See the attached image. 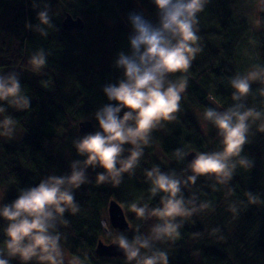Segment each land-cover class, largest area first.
<instances>
[{
    "label": "trees",
    "instance_id": "1",
    "mask_svg": "<svg viewBox=\"0 0 264 264\" xmlns=\"http://www.w3.org/2000/svg\"><path fill=\"white\" fill-rule=\"evenodd\" d=\"M45 4L53 25L45 26L47 36L37 30L38 13L45 10ZM259 10L258 26L253 31L248 21L235 17V0H207L198 13V45L202 50L187 72L169 76L174 82L187 78L176 119L162 121L153 129L138 165L118 178L119 185L111 178L97 184L96 176L103 169L86 170L87 182L74 190L78 211L65 212L67 224L57 225L62 247L92 264H136L124 258H100L95 248L102 237L110 239L109 244L120 238L132 243L140 237L149 239L151 247L141 249L138 259L164 251L168 264H196L197 258L199 264H264V132L258 131L264 119L252 122L250 143L242 153L252 161L250 169L238 166L226 184L212 177H200L194 185L182 184L180 195L191 215L184 216L187 221L178 229L179 235L160 242L144 232L148 231L144 226L151 222L149 213L162 206L164 195L151 193L147 171L159 167L162 173L174 172L183 181L191 175L190 153L222 150L218 130L210 121L204 130L199 113L204 115L208 108L223 112L237 103L264 112V97L260 95L264 83L260 79L251 82L249 95L239 101H233L231 87V80L246 70L239 50L247 36H252L255 44L259 65L255 71L264 72V6ZM130 13L142 14L154 26L159 23L152 0H0V68L20 67L35 78L18 76L24 94L31 99L30 108L16 111L4 104L6 112L0 114L11 117L25 131L18 142L0 136V185L3 181L8 184L2 204L12 202L21 189L37 186L47 176L70 174L71 163L84 159L72 142L84 136L79 133L82 122L91 121L98 130L94 113L109 103L103 87L123 76L116 61L121 52L131 54L129 38L134 33ZM68 14L83 19V31L64 30ZM40 49L47 54V63L34 71L29 60ZM128 148L125 145V157ZM177 149L186 153L183 160L176 157ZM248 192L259 197L255 204L249 202ZM112 199L125 208L131 224V230L119 232L117 238L107 235L103 227ZM132 205L147 206L144 217L137 216ZM5 227L6 222L0 220V249L7 239ZM11 264L21 262L13 258Z\"/></svg>",
    "mask_w": 264,
    "mask_h": 264
},
{
    "label": "clouds",
    "instance_id": "2",
    "mask_svg": "<svg viewBox=\"0 0 264 264\" xmlns=\"http://www.w3.org/2000/svg\"><path fill=\"white\" fill-rule=\"evenodd\" d=\"M152 3L158 13V25L154 26L140 13L128 16L134 33L129 38L131 54H119L116 67L123 70V76L116 83L103 87L109 103L94 113L98 130L72 142L77 155L84 159L71 163L70 174L47 176L37 186L21 189L12 202L0 203V220L6 222L3 232L7 237L5 247L0 249V264H11L13 258H18L21 264H64L57 225L67 224L65 212L75 214L78 211L74 190L87 182L86 170L103 169L96 176L97 184L111 178L115 185H119L118 178L138 165L144 147L150 143L153 129L162 121L176 119L187 78L181 77L174 82L169 76L187 72L202 50L198 45V13L204 10L207 0H152ZM44 7L45 10L38 13L37 30L47 36L46 27L53 25L47 10L49 5ZM29 63L34 71H40L47 63V54L40 49L31 56ZM257 79L264 83V72L252 71L246 76L234 77L231 80L233 101L247 97L251 82ZM260 95L264 97V89ZM30 103L31 99L24 94L15 72L7 77L0 75V114L6 112L4 104L16 111H26ZM204 118L222 137V150L195 155L188 164L191 175L183 181L177 179L174 172L162 173L159 167L146 173L152 183L151 193L164 194L160 201L162 206L149 213L158 221L152 229V239L156 241L178 236L182 223L177 222V217L191 215L180 195L182 184L194 185L200 177H212L218 183L226 184L238 166L252 167V161L242 153L244 146L250 143L252 122L264 119V112L255 107L245 109L243 104L237 103L223 112L208 108ZM258 131L264 132V123L258 126ZM14 134L15 121L11 117L0 120V136L11 139ZM125 145L130 146L126 157ZM175 155L183 160L186 153L177 149ZM247 196L253 204L259 199L250 192ZM132 210L137 216L144 217L147 206L132 205ZM117 243L129 262L168 264V255L164 251L138 259L141 249L151 247L149 239L137 237L129 243L120 238Z\"/></svg>",
    "mask_w": 264,
    "mask_h": 264
},
{
    "label": "rangeland",
    "instance_id": "3",
    "mask_svg": "<svg viewBox=\"0 0 264 264\" xmlns=\"http://www.w3.org/2000/svg\"><path fill=\"white\" fill-rule=\"evenodd\" d=\"M261 5L264 6V0H235V17L237 18L238 21H240V19H245L246 21L249 22L250 27L253 31H255L257 29L258 26V15H259V8L261 7ZM252 36H247V38L245 39V41L243 42L240 50H239V54H240V59H241V63L245 64V71L243 72V76H246L249 72L255 71L256 69L259 68V65L257 64L258 58H257V53H256V49H255V44L251 38ZM13 72H15L18 76H22L23 78H27V79H34L35 78L32 76V74L23 71L20 67L17 69H12V68H0V75H8V73L12 74ZM4 119L3 117H0V120ZM198 120L200 121V124L202 126V128H204V130H206L209 121H207L204 118V115L200 114L198 115ZM25 136V131L23 130V128H20L18 125L15 124V134L14 137L9 139L8 137L2 136L3 139H5V141H14V142H18V141H22L23 137ZM159 150V148H158ZM160 151V150H159ZM8 189V184L6 182L3 181V183L0 185V203L3 202V198L6 195V191ZM133 211V210H132ZM152 216L148 217L151 222L150 225L147 224L144 226L145 230L144 232L147 234L148 233V237L152 238L153 237V233H152V229L155 226L156 223L152 222ZM106 220L109 222L110 225V220H109V216H108V209H107V213L105 215ZM103 222V227L107 229L108 225L106 224V222ZM186 219L185 217H177V222H181V223H186ZM117 232H113V228L110 231L109 227L106 230V234L110 235L111 237L113 236V238H117L119 237V232L118 230H115ZM122 233V232H121ZM103 241L105 242H110L111 240L106 238V237H102ZM63 253H64V264H92L90 263L89 259H85V258H79L78 256H76L74 253H72L70 250L62 247ZM87 254V252H84ZM196 264H199V258L196 259Z\"/></svg>",
    "mask_w": 264,
    "mask_h": 264
},
{
    "label": "water",
    "instance_id": "4",
    "mask_svg": "<svg viewBox=\"0 0 264 264\" xmlns=\"http://www.w3.org/2000/svg\"><path fill=\"white\" fill-rule=\"evenodd\" d=\"M63 28L64 30L70 32L72 30H79L83 31L84 29V22L82 18H74L71 14H68L63 21ZM79 133L81 135H86L89 133H93L95 131L94 124L91 121H85L79 124ZM199 154L198 152L190 153L188 156L189 163L195 155ZM108 216L110 220V226L114 230L128 232L131 229V224L129 219H127L125 208L116 200H110L108 206ZM105 231L108 229L104 228ZM95 252L97 255L102 258H124L127 259L125 252L119 247L117 242L106 243L102 239L98 241V244L95 248Z\"/></svg>",
    "mask_w": 264,
    "mask_h": 264
}]
</instances>
